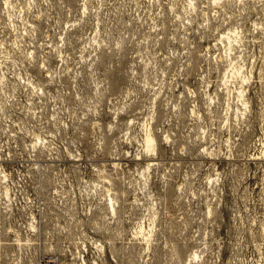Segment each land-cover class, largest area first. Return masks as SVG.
Instances as JSON below:
<instances>
[{
	"label": "rangeland",
	"instance_id": "obj_1",
	"mask_svg": "<svg viewBox=\"0 0 264 264\" xmlns=\"http://www.w3.org/2000/svg\"><path fill=\"white\" fill-rule=\"evenodd\" d=\"M0 264H264V0H0Z\"/></svg>",
	"mask_w": 264,
	"mask_h": 264
},
{
	"label": "bare ground",
	"instance_id": "obj_2",
	"mask_svg": "<svg viewBox=\"0 0 264 264\" xmlns=\"http://www.w3.org/2000/svg\"><path fill=\"white\" fill-rule=\"evenodd\" d=\"M145 144L147 146V148L150 150L152 149L154 143H155V138L153 137V135L151 134V132H148L146 134V138H145Z\"/></svg>",
	"mask_w": 264,
	"mask_h": 264
}]
</instances>
